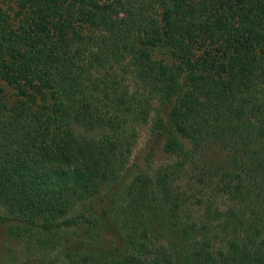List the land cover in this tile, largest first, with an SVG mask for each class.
Masks as SVG:
<instances>
[{"label": "trees", "instance_id": "16d2710c", "mask_svg": "<svg viewBox=\"0 0 264 264\" xmlns=\"http://www.w3.org/2000/svg\"><path fill=\"white\" fill-rule=\"evenodd\" d=\"M8 1L0 231L63 264H264V0Z\"/></svg>", "mask_w": 264, "mask_h": 264}, {"label": "rangeland", "instance_id": "374dc122", "mask_svg": "<svg viewBox=\"0 0 264 264\" xmlns=\"http://www.w3.org/2000/svg\"><path fill=\"white\" fill-rule=\"evenodd\" d=\"M0 6L7 10L11 16H14L17 11L18 7L17 4L12 3L11 1L0 3ZM7 95L15 99L14 96V89L11 87L6 86ZM153 145V142L150 138L149 133L144 130L141 132L140 139L137 144V148L134 151L133 157L131 158V167H133L132 173H138L140 170L146 168V163L144 158L149 152V146ZM167 157L162 152H156L153 161L164 162ZM142 165V166H141ZM130 174V173H129ZM129 176H125L119 185L113 186L111 188V192L109 194L113 195L112 193H119L121 192L125 184L129 181ZM109 196V195H108ZM157 236L159 235L163 240L165 237L159 234V231L155 233ZM116 232H106V236L109 242H112L115 238H117ZM169 237H173L170 236ZM121 238V237H120ZM119 240V239H118ZM119 243V241H118ZM115 244V242H114ZM111 244H109L110 246ZM112 246V245H111ZM97 250L105 249L103 244L97 243L96 246ZM0 264H63L62 260V253L61 248H56L50 253L44 255L40 250L37 248L36 243H30V246L10 238L6 231H0Z\"/></svg>", "mask_w": 264, "mask_h": 264}]
</instances>
